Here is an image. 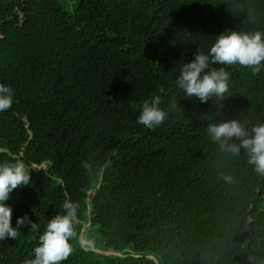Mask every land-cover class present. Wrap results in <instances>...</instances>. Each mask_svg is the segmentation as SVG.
Returning a JSON list of instances; mask_svg holds the SVG:
<instances>
[{
	"label": "trees",
	"instance_id": "1",
	"mask_svg": "<svg viewBox=\"0 0 264 264\" xmlns=\"http://www.w3.org/2000/svg\"><path fill=\"white\" fill-rule=\"evenodd\" d=\"M229 30L264 32V0H0V164L31 171L6 203L13 227L37 224L0 241V264L34 259L65 200L78 237L118 255L74 238L61 264H264V176L206 130L264 123V70L210 65L230 79L207 103L176 84ZM154 96L167 119L148 129Z\"/></svg>",
	"mask_w": 264,
	"mask_h": 264
},
{
	"label": "clouds",
	"instance_id": "2",
	"mask_svg": "<svg viewBox=\"0 0 264 264\" xmlns=\"http://www.w3.org/2000/svg\"><path fill=\"white\" fill-rule=\"evenodd\" d=\"M191 62L184 63L176 80L177 86L183 90L184 96L196 97L201 103H207L213 96L222 98L229 91L230 74L224 67L212 68L210 65H240L251 69L253 76L264 70V32L261 31H226L216 36L215 43L208 54L196 52ZM14 90L10 86L0 84V112L12 107ZM160 96H154L150 102L145 101L138 116L137 123L148 129H154L167 119V113L159 105ZM207 133L211 141L217 143L221 150L240 155L243 149L247 155V163L253 170L264 176V123L248 127L241 119H232L218 123H209ZM87 167V165H85ZM231 182V176H225ZM31 184V171L22 162L0 164V241L17 239L20 228L30 225L36 229L27 214L17 218L16 227L12 226V208L6 202L11 193L23 186ZM63 215L56 214L47 223L46 230L39 236V244L34 248L35 258L25 264H61L73 253L70 240L79 238L81 245L91 244L79 236L74 225L79 223L78 207L71 200L62 205Z\"/></svg>",
	"mask_w": 264,
	"mask_h": 264
},
{
	"label": "water",
	"instance_id": "3",
	"mask_svg": "<svg viewBox=\"0 0 264 264\" xmlns=\"http://www.w3.org/2000/svg\"><path fill=\"white\" fill-rule=\"evenodd\" d=\"M84 229H85V226L82 228V231H83ZM90 248L94 249L93 247H90ZM94 250L97 251V252H101V251L96 250V249H94ZM101 253H104V252H101ZM104 254L118 255L117 253H104Z\"/></svg>",
	"mask_w": 264,
	"mask_h": 264
},
{
	"label": "rangeland",
	"instance_id": "4",
	"mask_svg": "<svg viewBox=\"0 0 264 264\" xmlns=\"http://www.w3.org/2000/svg\"><path fill=\"white\" fill-rule=\"evenodd\" d=\"M87 244H88V243H85L84 245H87ZM89 246H90V247H92V245H91V244H89Z\"/></svg>",
	"mask_w": 264,
	"mask_h": 264
}]
</instances>
